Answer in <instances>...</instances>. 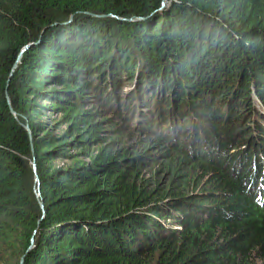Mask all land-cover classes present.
<instances>
[{
    "label": "trees",
    "instance_id": "obj_1",
    "mask_svg": "<svg viewBox=\"0 0 264 264\" xmlns=\"http://www.w3.org/2000/svg\"><path fill=\"white\" fill-rule=\"evenodd\" d=\"M165 1L0 0L6 260L264 264V0Z\"/></svg>",
    "mask_w": 264,
    "mask_h": 264
},
{
    "label": "rangeland",
    "instance_id": "obj_2",
    "mask_svg": "<svg viewBox=\"0 0 264 264\" xmlns=\"http://www.w3.org/2000/svg\"><path fill=\"white\" fill-rule=\"evenodd\" d=\"M168 2H169L168 0L165 1L166 4H167ZM131 87H132L131 83H127L126 86L123 87L124 92L127 91V90H128L129 88H131ZM41 103L48 104L49 102H48V101H42ZM45 115H46V116H49L50 118L54 117V113L51 112V111H49V110H45ZM150 139H151V138H149V140H150ZM158 147H160V149H158L157 147H153V149H152L151 151H152V156H154L155 153H157V152H160V153H161L160 156L157 157V159L160 161V160L163 158L162 155H163L165 152H168L169 149L164 148V147L162 146V144H161L160 146H158ZM165 150H166V151H165ZM155 151H156V152H155ZM154 152H155V153H154ZM161 156H162V158H161ZM162 174H163V173H162ZM162 177H164V175H163ZM10 260H11L10 258L6 260L5 257L0 256V264H14V259L11 260V261H10Z\"/></svg>",
    "mask_w": 264,
    "mask_h": 264
},
{
    "label": "water",
    "instance_id": "obj_3",
    "mask_svg": "<svg viewBox=\"0 0 264 264\" xmlns=\"http://www.w3.org/2000/svg\"><path fill=\"white\" fill-rule=\"evenodd\" d=\"M27 47V46H26ZM26 47H23L22 50L20 51V53L18 54L17 56V59H16V62L19 60L20 56H21V53L24 52V50L26 49ZM15 66V64H14ZM25 128L28 129V126L25 125ZM32 167H33V170H34V188H33V191H34V197L36 199V201L38 202V205L41 209L42 212H44V208H43V203H42V199L40 198V192H39V180H38V177H37V174H36V165H35V161H34V156H32ZM23 262V256L21 257L20 259V264H22Z\"/></svg>",
    "mask_w": 264,
    "mask_h": 264
}]
</instances>
